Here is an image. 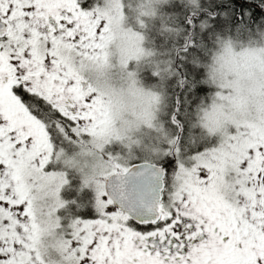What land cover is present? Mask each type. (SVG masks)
Returning a JSON list of instances; mask_svg holds the SVG:
<instances>
[{
	"label": "snow or ice",
	"instance_id": "snow-or-ice-1",
	"mask_svg": "<svg viewBox=\"0 0 264 264\" xmlns=\"http://www.w3.org/2000/svg\"><path fill=\"white\" fill-rule=\"evenodd\" d=\"M108 28L97 0H0V264H44L23 169L60 178V196V154L106 122L75 63L103 52ZM247 135L238 127L230 140ZM230 147L227 168L202 159L214 148L181 164L157 215L138 222L146 230L110 206L104 180L127 169L107 153L116 163L94 202L71 193L53 210L66 264H264V137Z\"/></svg>",
	"mask_w": 264,
	"mask_h": 264
},
{
	"label": "clouds",
	"instance_id": "clouds-1",
	"mask_svg": "<svg viewBox=\"0 0 264 264\" xmlns=\"http://www.w3.org/2000/svg\"><path fill=\"white\" fill-rule=\"evenodd\" d=\"M169 2L97 0L99 15L109 22L105 48L82 63L77 58L75 66L102 98L106 122L59 157L61 168L78 173L85 187L97 189L111 172L116 161L107 158L106 146L110 143L155 149L159 145L151 144L150 138L168 136L162 116L168 99L165 85L170 75L169 56L154 43L153 31L160 21L164 28H171L164 33L165 38L174 37L175 18L169 19L162 11ZM182 2L195 10L201 0ZM64 54L71 56L69 52ZM197 60L204 71V83L213 89L198 106L193 120L200 132L215 139L210 149L216 151L205 153L202 159L215 156L219 167L227 168L234 154L230 144L264 137V29L220 31ZM147 69L158 74L156 84L146 83L143 74ZM238 127L248 135L231 141ZM23 174L34 186L29 195L37 224L35 246L44 264H66L69 253L53 211L63 199L62 194L57 195L60 178L34 172L28 166ZM218 187L225 189L223 183Z\"/></svg>",
	"mask_w": 264,
	"mask_h": 264
},
{
	"label": "trees",
	"instance_id": "trees-1",
	"mask_svg": "<svg viewBox=\"0 0 264 264\" xmlns=\"http://www.w3.org/2000/svg\"><path fill=\"white\" fill-rule=\"evenodd\" d=\"M172 10L179 12L181 16L176 22L179 34L175 39L167 40V45L173 48L169 60L178 82L171 91L172 100L168 110L170 115L166 120L172 126L170 136L176 138L178 148L183 151L181 148L183 142H191L196 135L205 136L203 132L195 129L193 120L198 106L213 91L212 87L203 81L204 71L197 57L203 56V50L212 43L214 35L220 31L257 32L264 29V0H201L199 8L195 10L183 2L177 5L175 2ZM195 140L198 145L196 144L194 148L189 146L183 152L189 154L199 147L204 148L212 144L210 140L205 142L197 138ZM161 147L165 149L163 151L165 153L159 160L151 162L163 167V182L166 185L168 172L174 166L175 158L166 152V148H169L168 143L161 144ZM67 173L69 183L62 188V196L67 197L75 193L77 196L86 197L88 201H93L96 190L94 189L93 193V188L85 187L75 171Z\"/></svg>",
	"mask_w": 264,
	"mask_h": 264
},
{
	"label": "rangeland",
	"instance_id": "rangeland-1",
	"mask_svg": "<svg viewBox=\"0 0 264 264\" xmlns=\"http://www.w3.org/2000/svg\"><path fill=\"white\" fill-rule=\"evenodd\" d=\"M175 2L177 5V3H182V0H170L169 4L166 5L162 11H163L164 16H167L169 19L175 18V21L177 22L181 16L179 15V12L172 10L173 4ZM168 9H171V10H168ZM170 31H171V28H164L162 24L160 23V21H157L154 24V31H153L154 43L161 50H163L164 53L168 56L173 52L172 51L173 48L172 46L167 45V40L175 39L177 37L176 35L179 34V28L176 25V31H175L174 37H169L166 39L164 33H167ZM257 32H259V30ZM169 64H170V75L168 76L166 80V85H165L168 99H167L165 111L162 116L164 128L166 129L168 136L171 135L170 132L172 131V126L168 123V121L166 120V117L170 115V112L168 110H169V104L172 100L171 91L174 88V85L177 84L178 82V77L175 78V73H173L172 71L173 67H172L170 60H169ZM143 75H144V79L146 83L150 85L156 84L158 82V74L151 71L150 69L145 70ZM168 136L151 137L149 142L153 145H159V147L155 149L149 148L146 145H138L136 147H131V146H126L120 142H112L106 146V150H107V153H111L112 157L121 165V167L126 168L133 161L135 162L139 160L140 161L146 160V161L151 162V161L159 160V158H161L162 155L165 153L163 152L165 149L161 147V144L168 143L170 149L166 148V152H169V154L173 155L175 158V164L168 172L169 174H168V179H167V184H166L167 191L169 190L170 192L169 194H171V192L174 190L175 186L177 185V173H178L180 165L181 164H184L185 166L190 165L194 161L195 157L197 155L202 154L205 150L198 154H194V153L187 154L186 152H183V151H186L189 148V146H192V141L187 142V143L183 142L182 147H181L183 151H181L178 148L179 147L178 143H176V138H174V140L171 141L168 139ZM214 144H215V139L213 138L212 144L208 148L210 149ZM94 200H95V197H94Z\"/></svg>",
	"mask_w": 264,
	"mask_h": 264
},
{
	"label": "water",
	"instance_id": "water-1",
	"mask_svg": "<svg viewBox=\"0 0 264 264\" xmlns=\"http://www.w3.org/2000/svg\"><path fill=\"white\" fill-rule=\"evenodd\" d=\"M126 172H114L104 180L105 193L131 219L151 220L163 190L164 169L150 161L132 162Z\"/></svg>",
	"mask_w": 264,
	"mask_h": 264
},
{
	"label": "flooded vegetation",
	"instance_id": "flooded-vegetation-1",
	"mask_svg": "<svg viewBox=\"0 0 264 264\" xmlns=\"http://www.w3.org/2000/svg\"><path fill=\"white\" fill-rule=\"evenodd\" d=\"M26 98V97H25ZM195 129H196V126H195ZM197 138V140H199V139H201V140H204V142L205 141H207V140H210V141H213V138H209V137H207V136H203L202 134L201 135H196L195 136V138L194 139H192V146L191 147H193L194 148V146H197L198 144H197V142H195L196 139ZM195 140V141H194ZM203 142V141H202ZM199 143H201V142H199ZM197 144V145H196ZM207 147V148H206ZM206 147H204V148H201V147H199V149H197L196 151H192V152H190L189 154H191V153H194V154H198V153H200V152H202V151H204V150H207V149H209L208 147H210V146H206ZM91 189H92V187H91ZM93 190V193L95 192V190L94 189H92ZM170 192H169V190L167 191V187H166V185H165V183H164V185H163V190H162V192H161V199H160V201H159V203H158V205H157V210L156 211H158L159 210V207H160V205H161V203H165L166 201H167V199L170 197V195L171 194H169ZM111 207H114L116 210H118V211H120V212H122V210L121 209H119L117 206H115L113 203H112V205H110ZM94 207V206H93ZM124 213V212H123ZM125 214V213H124ZM125 215H127V214H125ZM128 216V215H127ZM129 217V216H128ZM129 219L130 220H132L133 222H132V225L134 226V227H136L138 230H146V229H148V226H143V225H139L138 224V222H136V221H134L133 219H131L130 217H129Z\"/></svg>",
	"mask_w": 264,
	"mask_h": 264
}]
</instances>
